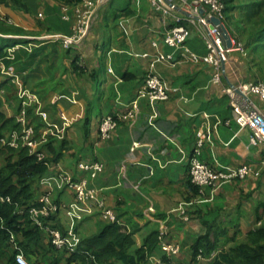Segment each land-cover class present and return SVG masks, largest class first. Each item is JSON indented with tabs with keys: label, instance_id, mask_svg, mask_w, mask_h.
<instances>
[{
	"label": "crops",
	"instance_id": "0c3cea01",
	"mask_svg": "<svg viewBox=\"0 0 264 264\" xmlns=\"http://www.w3.org/2000/svg\"><path fill=\"white\" fill-rule=\"evenodd\" d=\"M6 1L0 3V16L9 17L14 24L0 27V48L46 35L70 34L73 21L62 19V9L68 8L71 13L79 4V0ZM167 2L175 15L194 17L188 47L198 55L206 54L201 33L210 31L215 35V32L202 23L205 11L195 13L191 0ZM241 12L235 7L226 15L225 25L234 43L248 38L237 27ZM173 25V18L156 12L149 0H113L100 12L81 48L66 50L58 44L43 45L32 53L20 50L17 61L8 63L37 93L50 119L67 125L61 159L32 187L36 202L42 195L51 194L59 209L52 215L50 225L59 229L75 248L84 239L96 236L106 223L95 207L76 199L75 192L63 179V171L89 179L92 186L103 189L105 200L115 210L120 224L134 233L132 255L152 233L159 236L163 232L168 242L181 248L179 255L172 258L174 264H213L209 259L193 261V245L210 227L211 240L217 241L218 246L213 253H218L229 250L237 241H247L248 233L264 224V216L262 221L256 219L258 205L264 203V146L251 145L250 131L241 111L233 107L223 86L211 82L213 68L191 61L154 64L160 52L180 57L177 49L165 46L162 41L164 31ZM153 42L158 46H153ZM248 51L246 59L235 47L227 52L223 63L226 86L235 89L260 80L257 68L248 64L252 58ZM80 54L84 57L83 71L74 64ZM151 71L171 88L178 89L169 101L152 105L139 98L144 79ZM236 101L244 108L248 99L237 94ZM253 101L264 112V104L256 97ZM26 106L34 104L25 105L18 99L15 87L7 83L5 93L0 96V111L7 118H15L21 107ZM128 111L137 113L135 120L123 119L111 138L102 140L99 135L102 118ZM203 112L210 116L203 118ZM154 116L155 127L150 125ZM203 124L211 129L206 133L208 141L201 156L204 162L215 170L249 164L254 173L224 185L215 195L207 190L206 201L197 202L198 194L189 200L195 194L187 160L182 159L177 146L189 153ZM4 160L1 158L0 167ZM94 161L101 162L104 171L91 179L79 169V164ZM183 203H191L187 207L189 222L174 212ZM35 253L25 255L30 264H87L72 258L69 252H52L47 232H43ZM153 253L162 256L159 247Z\"/></svg>",
	"mask_w": 264,
	"mask_h": 264
},
{
	"label": "built area",
	"instance_id": "2783aa9c",
	"mask_svg": "<svg viewBox=\"0 0 264 264\" xmlns=\"http://www.w3.org/2000/svg\"><path fill=\"white\" fill-rule=\"evenodd\" d=\"M113 0H81V2L73 8V12H69L68 8H63L62 19L66 22H72V31L70 34L46 35L35 40H27L26 43L18 42L15 45L9 46L6 49V56L0 58V96L5 93L2 89L5 81L11 83L16 91L17 97L25 105L31 102L35 105L34 114L37 117L43 129L40 135H36V129L33 123L29 121L27 111L22 109L16 115L17 129L12 130L6 137L1 139L3 145L17 149L19 147H27L30 155L37 157L40 161L46 158V145L51 139L62 141L67 135V125L65 123H58L52 121L48 112L42 107L41 100L28 85L24 82L22 77L12 68L7 65V62H14L16 53L19 50H25L32 53L34 49L48 44L61 45L66 50H77L84 44L86 38L89 36L92 28L95 26L100 12L108 7ZM193 2L194 12L199 14L201 10L205 11V16L202 23L205 26H210L209 20L213 17H218L223 22L226 20V5L224 0H191ZM153 9L164 15L165 17H172L174 25L164 31L162 34L163 44L169 48L177 49L180 52V57L177 59L174 55L166 53H158L155 57L154 64L162 63L168 65L178 64L182 61L203 62L213 68V75L211 82L217 86H223V91L232 100V105L241 111L242 117L245 121L246 128L250 131V143L255 147L264 146V112L255 104L254 97L264 104V82L250 81L246 82L236 89H239L243 96L248 101L244 108L236 101V92L234 88L228 87L223 80V63L227 59V52L221 46V39L217 35L216 30L213 35L210 31L201 33V37L206 45L207 52L204 55H198L190 50L188 41L192 35V28L195 25L193 16H177L174 14L173 7L167 0H149ZM21 40V39H20ZM24 41V40H23ZM153 46H158L157 42L152 43ZM234 47L238 50L242 57L248 55L247 50L242 42L234 43ZM80 71L85 70L84 57L82 54L78 56L75 61ZM112 73V70H110ZM178 92L177 88H171L168 83L156 72L151 71L144 79L142 89L140 90L139 98L146 99L152 105L156 103H164L170 100L171 95ZM137 113L135 111H128L127 113H117L107 115L102 118L99 125V135L102 140H108L118 128L120 122L125 119L135 120ZM197 116V115H195ZM203 118H208L210 115L206 112L201 113ZM151 118L150 125L155 127ZM229 124V121L227 122ZM211 131L209 126L202 127L196 132L194 145L188 153L181 146H177L182 159L187 160L188 172L191 183L198 189L200 199L197 202H204L207 199V190L215 195L224 185L238 180H244L249 175L254 173L251 165L245 164L237 168H228L226 170H215L208 163L201 158L204 147L208 141L206 133ZM52 165H50L51 167ZM79 169L90 175L91 179H95L100 173L104 171V165L101 162H83L79 164ZM63 179L68 186L73 189L76 199L79 202L88 203L95 207L106 224H119V218L115 210L112 209L106 202L103 195V189L92 186L89 179L76 178L69 173L63 171ZM258 175V173H256ZM5 199H1L4 201ZM6 200L10 201L9 198ZM191 203H183L174 210L184 222H189L191 216L188 213L187 207ZM59 209L51 198L50 193L42 195L38 202L31 204L28 209V214L34 223L42 229L50 237L52 245L57 250H67L70 253H75L77 248L70 245L66 237L63 236L60 230L53 228L44 221L51 217ZM165 233L160 232L158 236L159 248L162 256L153 255L150 258V264H174L172 258L177 256L180 247L176 244L170 243L165 239ZM14 247L20 251L17 242L14 241ZM218 253H213L209 260H213ZM166 257V259L164 258ZM197 260L206 261V257L202 251L197 257ZM17 264H30L22 252L16 255Z\"/></svg>",
	"mask_w": 264,
	"mask_h": 264
},
{
	"label": "trees",
	"instance_id": "16d2710c",
	"mask_svg": "<svg viewBox=\"0 0 264 264\" xmlns=\"http://www.w3.org/2000/svg\"><path fill=\"white\" fill-rule=\"evenodd\" d=\"M235 1L224 0L226 15L231 9L235 8L233 5ZM238 1L242 2L241 18L243 22H246L247 26L251 25L254 28L252 31L255 32L250 33L251 29L248 31V28L244 31L245 34L249 32L244 46L246 50L251 51L250 55H252L248 64L257 68L258 78L260 79L258 81L264 82V57L262 56L264 54V0ZM80 2L81 0L77 3ZM0 3H7V1L0 0ZM15 3L14 1L13 4ZM18 42L5 48L1 47L0 58L6 56L7 47ZM19 52L20 50L17 51L14 62L17 61ZM14 62H7V65ZM74 64L77 69H80L76 62ZM7 83L9 82L5 81L1 86L4 91ZM26 108L21 107L20 110L25 109L27 111L29 121L33 123L36 135L39 136L43 127L34 116L35 106H26ZM14 129H17L16 117L7 118L0 111V163L1 158L5 159L4 164L0 167V264H17L16 255L19 252L24 255L36 254L35 249L40 246L43 230L34 223L27 212L31 204L36 203L32 186L36 180L48 172L50 165L59 162L65 149V139L62 141L51 139L46 145V158L40 161L37 157L30 155L27 147L14 149L1 143V139ZM190 184L195 195H192L189 200L195 198L198 194V189L192 185L191 180ZM3 198L5 200L1 201ZM6 198H9L10 201ZM256 215L257 221L263 220L264 203L258 205ZM51 220V217L47 218L44 224L47 225ZM133 234L121 224H106L96 236L84 239L79 244L78 251L71 254L72 258L82 259L87 264L150 263V258L154 255L153 252L156 247H159L158 234L152 233L147 237L143 246L137 249L135 255H132L130 250L135 245L132 238ZM211 234L212 228L210 227L205 236L195 241L193 245L194 263L198 262L197 257L200 251L206 259H209L213 252L217 250V241L213 242L211 240ZM13 239L18 243L20 251L14 247ZM51 251H56L52 245ZM164 258L166 259V257ZM212 261L213 264H264V224L249 232L247 241H237L229 250H220Z\"/></svg>",
	"mask_w": 264,
	"mask_h": 264
},
{
	"label": "water",
	"instance_id": "95a60500",
	"mask_svg": "<svg viewBox=\"0 0 264 264\" xmlns=\"http://www.w3.org/2000/svg\"><path fill=\"white\" fill-rule=\"evenodd\" d=\"M209 23H210V29L217 31V35H219L221 39L222 48L224 50H232L234 48V41L225 23L218 17L211 18L209 20ZM235 92L238 95H242L239 89L235 88Z\"/></svg>",
	"mask_w": 264,
	"mask_h": 264
},
{
	"label": "rangeland",
	"instance_id": "374dc122",
	"mask_svg": "<svg viewBox=\"0 0 264 264\" xmlns=\"http://www.w3.org/2000/svg\"><path fill=\"white\" fill-rule=\"evenodd\" d=\"M234 4H235V7H236V9L238 8V9H241V5H242V2L241 1H238V0H236L235 2H234ZM1 14V13H0ZM62 15H63V11H62ZM241 16V15H240ZM9 23V24H8ZM4 24H6V25H10V24H14L13 23V20L12 19H10L9 17H5L4 15L2 16H0V27L1 28H4L5 26H4ZM237 27H238V29L239 30H241L242 32H244V31H246L247 30V28H248V31H249V29H251L249 32L250 33H255L254 32V30L252 31V29H254L251 25L250 26H247L246 25V22H243V19L240 17V20H239V22L237 23ZM249 32L247 33V34H249ZM1 43V42H0ZM242 43H243V45H245L246 44V41H242ZM61 46V45H60ZM62 47V46H61ZM63 48V47H62ZM262 56L264 57V54H262ZM29 87V86H28ZM66 138H67V136H66ZM180 247V246H179ZM181 252V248H180V251H179V253ZM179 253L177 254V255H179Z\"/></svg>",
	"mask_w": 264,
	"mask_h": 264
},
{
	"label": "clouds",
	"instance_id": "9594fccd",
	"mask_svg": "<svg viewBox=\"0 0 264 264\" xmlns=\"http://www.w3.org/2000/svg\"><path fill=\"white\" fill-rule=\"evenodd\" d=\"M225 23V22H224ZM35 106V105H34ZM18 114V113H17ZM35 115V114H34ZM30 216V215H29ZM52 217V216H51ZM49 223V225H50V222H48ZM119 224H120V222H119ZM50 226H52V225H50ZM53 227V226H52ZM53 228H55V227H53ZM57 229V228H56ZM59 230V229H58ZM44 232V231H43ZM50 242H51V240H50ZM18 244V243H17ZM51 245H52V243H51ZM53 246V245H52ZM54 247V246H53ZM55 248V247H54ZM79 248V247H78ZM78 248H77V251H78ZM56 249V248H55ZM57 250V249H56ZM58 251H60V250H58ZM76 251V252H77ZM61 252H69V251H67V250H62ZM70 253V252H69ZM71 254H73V253H71ZM25 256V255H24ZM26 258V257H25ZM28 261V260H27ZM29 262V261H28ZM30 263V262H29Z\"/></svg>",
	"mask_w": 264,
	"mask_h": 264
}]
</instances>
